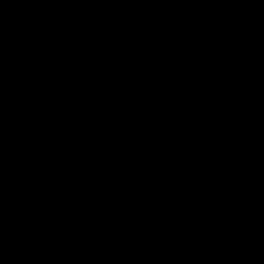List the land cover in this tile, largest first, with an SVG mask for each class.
Wrapping results in <instances>:
<instances>
[{"label":"water","instance_id":"95a60500","mask_svg":"<svg viewBox=\"0 0 264 264\" xmlns=\"http://www.w3.org/2000/svg\"><path fill=\"white\" fill-rule=\"evenodd\" d=\"M0 264H264V0H0Z\"/></svg>","mask_w":264,"mask_h":264}]
</instances>
